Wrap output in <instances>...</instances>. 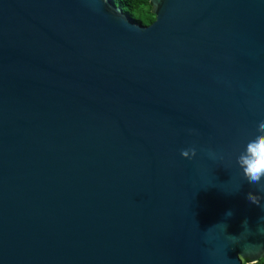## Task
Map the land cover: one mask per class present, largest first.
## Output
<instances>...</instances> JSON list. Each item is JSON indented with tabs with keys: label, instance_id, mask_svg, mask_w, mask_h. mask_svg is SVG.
Wrapping results in <instances>:
<instances>
[{
	"label": "water",
	"instance_id": "obj_1",
	"mask_svg": "<svg viewBox=\"0 0 264 264\" xmlns=\"http://www.w3.org/2000/svg\"><path fill=\"white\" fill-rule=\"evenodd\" d=\"M150 3L0 0V264L264 259V0Z\"/></svg>",
	"mask_w": 264,
	"mask_h": 264
},
{
	"label": "clouds",
	"instance_id": "obj_2",
	"mask_svg": "<svg viewBox=\"0 0 264 264\" xmlns=\"http://www.w3.org/2000/svg\"><path fill=\"white\" fill-rule=\"evenodd\" d=\"M197 154L195 148L181 150V156L185 159H193ZM236 163L242 170L243 177L249 185L258 186V191L264 193V119H260L256 125V135L246 144L244 151L237 157ZM247 200L254 205H260L262 196L250 191ZM232 212L229 211L226 213Z\"/></svg>",
	"mask_w": 264,
	"mask_h": 264
},
{
	"label": "trees",
	"instance_id": "obj_3",
	"mask_svg": "<svg viewBox=\"0 0 264 264\" xmlns=\"http://www.w3.org/2000/svg\"><path fill=\"white\" fill-rule=\"evenodd\" d=\"M117 7L132 17L137 23L150 26L156 21L150 0H113ZM244 264H251L244 260ZM256 264H264V259Z\"/></svg>",
	"mask_w": 264,
	"mask_h": 264
}]
</instances>
